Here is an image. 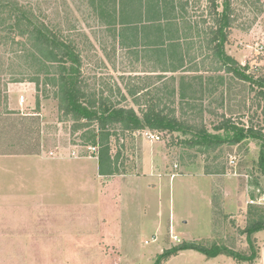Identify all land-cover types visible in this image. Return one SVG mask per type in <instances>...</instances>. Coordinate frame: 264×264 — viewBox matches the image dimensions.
<instances>
[{
    "label": "rangeland",
    "instance_id": "rangeland-1",
    "mask_svg": "<svg viewBox=\"0 0 264 264\" xmlns=\"http://www.w3.org/2000/svg\"><path fill=\"white\" fill-rule=\"evenodd\" d=\"M16 1L79 43L90 93L138 112L160 104L222 136L214 130L222 114L264 126L247 82L224 72L172 71L171 58L152 43L155 36L141 26L114 32L96 0ZM175 1L188 2L191 19L201 21L202 37L196 29L188 39L197 51L207 0ZM231 1L234 27L226 52L253 70L264 64V0ZM52 72L25 38L0 31V264H154L187 239L182 229L208 237L221 226L227 228L221 235L197 242L224 244L235 253L249 248L242 229L251 208L264 207L249 202L264 193L261 141L208 149L189 146L193 137L182 131L87 126L59 110L57 87L48 83ZM34 78H40L38 89ZM188 85L193 92L182 98ZM148 130L160 140L148 138ZM101 133H109L103 147L108 142L113 175L99 173ZM214 178L219 185L211 183ZM234 185L243 211L228 207ZM217 208L225 218L215 214L210 222ZM258 236L264 240V230Z\"/></svg>",
    "mask_w": 264,
    "mask_h": 264
},
{
    "label": "trees",
    "instance_id": "trees-1",
    "mask_svg": "<svg viewBox=\"0 0 264 264\" xmlns=\"http://www.w3.org/2000/svg\"><path fill=\"white\" fill-rule=\"evenodd\" d=\"M96 9L100 16L108 19L107 25L119 32L133 30L139 26L153 36L152 43L165 55H168L173 66L172 71L185 73L224 72L250 85V91L259 99L262 121H264V64L250 69L242 65L233 55L226 52V44L234 27L231 0H207V16L202 21L205 25L204 38L197 51L193 41L196 36L202 37L198 29L201 21H193L187 10L188 2L175 0H96ZM221 6L223 7L220 10ZM146 19H145V18ZM107 21V20H106ZM195 23V24H194ZM138 25V26H137ZM120 27V28H119ZM5 30L13 37L25 38L29 47L36 51L38 61L49 65L53 75L48 83L57 87L59 110L68 117L84 120L87 126L120 124L128 131L155 130L174 133L182 131L192 135L189 146L205 145L208 149H217L224 144L237 145L247 138L261 141L262 165L264 166V126L259 121L251 120L250 124L237 122L233 116L222 114L214 125V130L224 132L225 136L212 134L205 125L197 126L181 120L175 110L151 104L140 112L134 108L119 106L107 96L90 93L86 82L82 52L79 43L65 31L47 23L40 13L16 0H0V31ZM200 34V35H199ZM189 39V40H188ZM164 57V54H161ZM202 75V74H200ZM37 89L40 78H34ZM184 88V87H183ZM188 85L181 90V97H190L193 90ZM40 101H37V105ZM102 148L99 150V173L113 175L117 168L113 165L110 147L104 146L109 133H101ZM106 145V144H105ZM264 173V168H263ZM264 230V207L256 205L251 208L249 220L241 233H247L249 248L241 253L230 251L224 244L209 246L199 242L184 241L159 254L154 264H165L171 257L184 250H195L211 258L221 254L231 256L239 262L253 263L257 258L258 248L255 244L256 234ZM257 250V252H255Z\"/></svg>",
    "mask_w": 264,
    "mask_h": 264
},
{
    "label": "crops",
    "instance_id": "crops-1",
    "mask_svg": "<svg viewBox=\"0 0 264 264\" xmlns=\"http://www.w3.org/2000/svg\"><path fill=\"white\" fill-rule=\"evenodd\" d=\"M216 179L217 178L212 179L213 181L211 183H213L214 185H219L220 182H218ZM228 180H229V183H231V184L235 182V181H233L231 179H228ZM227 183H228V181H227ZM215 187H219V186H215ZM237 189L238 188H237L236 185H234L233 188L231 189V192H230V195L229 196L232 195V197H231V202L229 203L230 206H228V207H233L236 210H239L240 209V210L243 211V209H244L243 208L244 206H242L243 202L240 201V198H242L243 195H241L242 197H239V194L237 192L238 191ZM156 192L158 193L157 190H156ZM160 194H161V197H162V195L164 194V192L162 191V192H160ZM254 197H255V195H252V196H250L249 199H251V198L254 199ZM218 211H219V209L217 211H211L210 217H209L210 222L213 221V216L215 214L216 215H219V216H222L223 218H225L223 212L221 211V213H220ZM216 212H218L219 214L216 213ZM174 217L177 218L176 215ZM182 221L185 224H189V222L191 221V219L190 218L189 219L185 218ZM183 227L186 229L185 226H183ZM221 227H223V226H221ZM221 227L220 228H217V229L214 228L211 231V234L208 237H205L204 235H201V234H199V235L197 234L196 235L195 232H193V234L190 233L189 235H187V232L184 231V229H182V231H180V232L182 234H184V236L186 235L187 239H184V240L187 241V242H197V241H203L204 242V241H207V239L211 238L212 235H221L223 233V230L224 229L225 230L227 229V228H224V227L221 228ZM173 228H174V225H173ZM157 229H159V225L157 226ZM261 231H259L256 234V239H257V243H258L259 246L257 245V248H258L257 258L254 260L253 263L239 262V260H237L236 258L231 257V256H227V255H224V254H221V255H218V256H215V257L208 258V257H206V255H204L201 252L199 253L197 251L198 254H195V253L194 254H188L189 251L188 250H184V251L180 252L178 255L171 257L167 261L166 264H195V263L196 264H264V240H261L259 238V236H258V234ZM225 244H227V243H225Z\"/></svg>",
    "mask_w": 264,
    "mask_h": 264
},
{
    "label": "built area",
    "instance_id": "built-area-1",
    "mask_svg": "<svg viewBox=\"0 0 264 264\" xmlns=\"http://www.w3.org/2000/svg\"><path fill=\"white\" fill-rule=\"evenodd\" d=\"M25 100H26V98H25L24 96H21V100H20V102H21V103H24ZM145 135H146L148 138L152 139V140H160V136L157 135V134H155V133L152 132V131H149V130L146 131V132H145ZM249 202H250L251 204L264 203V193H262V194L260 195V197H259L257 200H255V199H251ZM154 239L156 240V238H153V240H154ZM174 239L179 241V238H178L176 235H174Z\"/></svg>",
    "mask_w": 264,
    "mask_h": 264
}]
</instances>
